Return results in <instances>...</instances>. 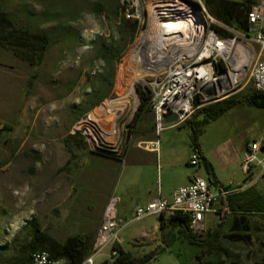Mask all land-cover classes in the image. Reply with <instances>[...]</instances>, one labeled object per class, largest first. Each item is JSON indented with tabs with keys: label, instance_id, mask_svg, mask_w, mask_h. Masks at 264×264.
Listing matches in <instances>:
<instances>
[{
	"label": "rangeland",
	"instance_id": "obj_1",
	"mask_svg": "<svg viewBox=\"0 0 264 264\" xmlns=\"http://www.w3.org/2000/svg\"><path fill=\"white\" fill-rule=\"evenodd\" d=\"M151 1L155 0H141L140 29L130 40L120 27L122 0H0L2 9L17 26L46 33L52 39L43 59L36 64L23 60L0 43L1 259L14 260L22 247L31 248L27 224L33 217L49 235L64 240L94 229L108 196L120 195L130 198L126 217L120 223L119 233L125 239L123 246L140 257L155 251L156 257L148 264H260L264 261V214L249 216L253 220L250 219V239L246 241L227 238L231 233L227 221L217 238L211 236L201 244H193L175 231L163 249L158 243L133 245L137 230L150 221L128 222L133 216L136 196L145 191L142 185L157 178L155 156L145 161V156L136 149L139 143L147 144L143 142L147 133L158 141L155 145L161 149L162 165H171L172 168H167L171 171V181L183 182L190 175L198 174L213 191L220 185L232 186L242 175L241 158L246 146L257 140L264 142V107L247 99L215 120L199 123L205 115L197 113L191 120L166 127L158 135L152 110L136 126L134 118L140 105L138 87L148 91L150 83L162 74V66L144 71L145 81L136 84L137 97L130 96L120 114L103 117L107 103L127 91L126 84L136 68L132 54L143 32L149 29V42L141 52V58L146 60L150 41L164 30V26L149 25L151 6L160 3ZM181 1L197 7L192 3L194 0ZM211 17L205 14L206 32L215 30L223 37H237L251 52L247 63L250 64L253 53L259 50L254 41L256 32H242ZM262 27L264 30V19ZM104 47L116 56L107 59L102 51ZM253 89L252 86L235 89L227 97L251 93ZM88 128H92L95 139L89 137ZM70 134L84 135L86 146L66 143L69 139L74 142L67 138ZM192 153L198 155L197 164L190 163ZM259 157L263 158L264 152ZM29 165L35 169L34 181H41L45 166L51 176L49 201L42 206V200L35 195L32 211L27 208L26 200ZM165 172L166 168L164 177ZM258 185L264 194V180L260 179ZM221 221L219 213H206L203 238L209 232L214 233ZM108 252L105 249L98 260Z\"/></svg>",
	"mask_w": 264,
	"mask_h": 264
},
{
	"label": "built area",
	"instance_id": "obj_2",
	"mask_svg": "<svg viewBox=\"0 0 264 264\" xmlns=\"http://www.w3.org/2000/svg\"><path fill=\"white\" fill-rule=\"evenodd\" d=\"M182 3L202 16L204 29L196 33L193 42L187 41L185 46L175 48L162 74L150 83V107L154 114L157 135L166 127L185 122L197 109L218 102L225 94L224 99L249 85L256 90H264V30L262 27L264 3L255 4L248 14L250 31L256 32L254 41L259 45V50L256 54L253 53L250 64H247L238 78L232 76L234 72L231 70V62L235 54L234 43H239L237 37H223L215 30L206 32L205 14L211 19L212 15L205 0H194L192 3H195L196 8L185 2ZM122 14L127 19H137L140 22L142 20L141 0H122ZM230 41L232 45L227 52L225 50ZM249 53L251 56V52ZM239 61L237 60L236 64L244 63ZM194 97H197L199 102L197 107L193 105ZM170 114L177 115V119L165 122V117ZM263 152L264 142L258 140L249 144L245 151L241 169L247 177H251V185L256 184L260 179L264 180V157H259V154ZM190 163H198L196 153L191 154ZM257 170L259 173H256ZM226 193L224 189L218 193L213 191L203 177L194 176L189 184L173 191L171 201L157 197L144 206H137L134 211V220L150 215H170L180 210L190 215V228L193 233L205 234L206 213L218 212L219 197ZM119 230L117 201L113 200L104 210L91 253L82 264H96L98 257L105 249H109V252L103 261H113L117 255V250L113 247L116 242H121ZM32 264L66 263L61 258L51 257L47 251H37L33 253Z\"/></svg>",
	"mask_w": 264,
	"mask_h": 264
},
{
	"label": "trees",
	"instance_id": "obj_3",
	"mask_svg": "<svg viewBox=\"0 0 264 264\" xmlns=\"http://www.w3.org/2000/svg\"><path fill=\"white\" fill-rule=\"evenodd\" d=\"M205 3L210 14L220 22L242 32H249L251 30V25L248 22V14L253 6L258 4V0H205ZM120 27L128 33L130 40H132L139 32L140 22L137 19H127L122 14L120 18ZM215 28L218 31L220 30L218 27ZM51 42L52 39L46 33L34 32L29 27L25 26H17L15 20L7 15L2 9L0 3V43L4 47L12 50L23 60H26L31 64H36L43 59L44 53L51 45ZM102 51L107 59L116 56L111 49H106L104 47L102 48ZM249 87H251V85H249ZM138 92L140 105L134 118L136 126L141 122V118L144 114L151 111L150 88L146 91L144 88L138 87ZM262 97L264 98V90L256 89H253L251 93H243L227 97L219 102L197 109L186 121L191 120V118L197 113H203L205 115L199 123H207L210 120H215L244 99L250 100L257 106L264 107V99ZM152 128H154V125H152ZM137 132L138 131L135 130V133ZM67 138L74 139V142L69 139L68 141H65L66 143H72L78 147L86 146L84 135L82 134H70ZM193 140L195 149L197 150L196 131L193 133ZM221 188L226 189V187ZM257 195L262 198L263 201L261 202L257 200L254 204L249 205L253 208L250 209V211H246L248 209L237 208L242 211L238 219H235V223L231 226V233L226 235L230 240L246 241L250 239L249 231L251 229V222L249 215L264 214V196L258 192ZM225 198L226 197H222L223 209L218 212L221 217L224 216L225 211H229V214L230 212L232 213V208L226 210L224 207L223 201ZM235 203L236 201H234V204ZM242 205L244 206L245 203L239 206L237 205V207H242ZM160 221L163 229H170V233L178 231L193 244L204 243L211 236L217 238L219 230L223 226V221H221L219 223V228L214 233L209 232L208 237L203 238L204 234L197 235L192 232L190 228L191 217L188 213H183L182 211L177 210L170 215L161 214ZM243 221H246L247 224L241 226ZM27 229L32 237L31 248L26 246L22 247L20 254L14 260H3L0 258V264H32L33 253L37 251H47L51 257L61 258L66 264H82L91 253L96 236L92 231H84L70 235L64 240H59L49 235V233L43 229L40 221L36 217L30 219L27 224ZM214 241H216V239ZM160 247L163 249L166 245H160ZM113 248L117 250V255L114 257L113 261L109 262L108 260H104L97 262L96 264H148L157 254L155 251H151L143 257L135 256L130 250L125 249L120 242H116ZM260 264H264V261Z\"/></svg>",
	"mask_w": 264,
	"mask_h": 264
},
{
	"label": "crops",
	"instance_id": "obj_4",
	"mask_svg": "<svg viewBox=\"0 0 264 264\" xmlns=\"http://www.w3.org/2000/svg\"><path fill=\"white\" fill-rule=\"evenodd\" d=\"M149 133H147V135L145 136L146 139L143 141L145 143H147L146 145H136V149L140 154H143L145 156V161H149L153 159V155L155 156V173H156V180L150 184L145 183V185H142L144 187L145 191L141 192L140 194H137L136 196V204L135 207L133 209V216L130 219V221H141V220H146V219H150V221H148L147 223L143 224V226L137 230L136 232V242L133 243V245H151L153 243H158V245H168L169 240L171 239L172 235L174 236L175 231L170 233V229H163L161 226V221H160V215H150V216H146L140 220H134V211L135 208L137 206H144L146 205L149 201L157 198V197H161L164 199H167L169 201L172 200V194L173 191L180 187V186H184L190 183V181L192 180V178L194 176H200L198 174L196 175H190L189 178L186 181L183 182H176V181H171V171H169L167 168H172L171 165L168 164H164V166L162 165V163L160 162L161 157L159 158V153L161 152L160 147H158L157 144L158 141L154 140L153 138L148 136ZM248 146H246V148L243 149L242 151V158H241V164L243 162V159L245 157V151L247 149ZM160 159V160H159ZM70 161V160H69ZM46 167V166H45ZM43 167L41 170V181H34V176H35V169L33 168V165H29L27 167V170L31 169V173L29 176H27V179L29 180L26 186V197H27V208L30 209L31 211L34 210L35 208V202H34V198L36 195V198H38L39 200H42V206L46 205V203L49 201L50 199V192H51V180H50V169L49 168H45ZM166 168V172H165V177L163 174V169ZM39 171V170H36ZM242 171V169H241ZM234 175H237V172L234 173ZM251 177H247L245 175V173L242 171V175L235 179L234 182L231 184L232 186L229 185H220L218 187V190L215 192H219L222 188L221 187H226L227 193L224 194L223 196L219 197L218 203H217V207H218V212L221 211L222 208V197H226L223 201L224 207L226 208V210H229L228 208H232V213L229 211H225L224 216L222 217V221H223V225L225 222L229 221V229L231 228V226L235 223V219H238V217L241 214L242 210H238L240 209H248L246 211H250L251 206L254 204L257 200L259 201H263L262 198L258 197L257 192L259 194H261L262 196H264L263 192H261L259 190V181L254 184L251 185ZM40 182V183H39ZM138 186V185H137ZM141 186V185H139ZM138 186V187H139ZM38 191H40V198L37 197ZM130 195V194H129ZM38 199H36L38 201ZM129 199V200H128ZM131 199H133V197H131ZM113 200L117 201V207H118V214H119V222L121 223L123 221V219L126 217V213H127V208L130 205V198H124L122 196H118V195H110L108 196V198L106 199V201L103 203L101 210H100V215L98 217V221L96 223V226L94 227V229L88 230V231H92L95 234L97 233L101 221H102V217H103V213L104 210L106 208V206L112 202ZM234 201H236V203L234 204ZM238 202V203H237ZM245 203V207L242 205V207H237V205H241ZM236 208V209H235ZM238 208V209H237ZM234 209V210H233ZM217 212V213H218ZM246 213V212H245ZM256 214L253 215H249V216H254ZM250 219L253 220V218L250 217ZM247 222L243 221L242 225H246ZM120 230H121V226H120ZM166 230V231H165ZM119 238L121 240V245H124L125 243V239L124 237H122L119 233ZM104 259V258H103ZM103 259L98 260L97 262L103 261Z\"/></svg>",
	"mask_w": 264,
	"mask_h": 264
},
{
	"label": "bare ground",
	"instance_id": "obj_5",
	"mask_svg": "<svg viewBox=\"0 0 264 264\" xmlns=\"http://www.w3.org/2000/svg\"><path fill=\"white\" fill-rule=\"evenodd\" d=\"M151 2L160 3H153L154 5L151 6L149 25L152 27L156 26L157 28L164 26V30L156 33L153 40L150 41L147 51L148 58L146 60L141 58V52L143 47L149 42L147 39L149 29L143 32L132 54V58H135L136 68L134 69L133 76L126 84L125 88L127 91L121 97L107 103L102 114L104 118L120 114L129 103L130 96L137 97L136 84L145 81L144 71L161 66L164 70L172 51L174 52L175 48L185 46L187 41L193 42L196 33L204 29L202 16L193 8L184 6L181 1L158 0ZM231 45L232 41H230L225 51L228 52ZM234 50L235 54L231 62V70L234 72L232 76L238 78L242 70L246 68L251 56L248 49L240 43H234ZM237 60L244 63L238 65L236 64ZM91 129L88 128L87 132L90 138L95 139L93 130Z\"/></svg>",
	"mask_w": 264,
	"mask_h": 264
},
{
	"label": "water",
	"instance_id": "obj_6",
	"mask_svg": "<svg viewBox=\"0 0 264 264\" xmlns=\"http://www.w3.org/2000/svg\"><path fill=\"white\" fill-rule=\"evenodd\" d=\"M193 105H194L195 107H197V106L199 105V102H198L197 97H194V98H193ZM176 119H177V115H175V114H170V115H168V116L165 117V122H172V121H174V120H176ZM262 150H263V149H262Z\"/></svg>",
	"mask_w": 264,
	"mask_h": 264
}]
</instances>
